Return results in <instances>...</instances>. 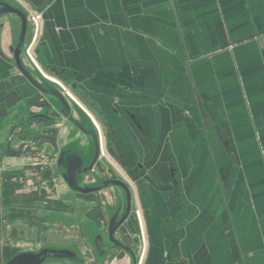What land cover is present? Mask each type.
Listing matches in <instances>:
<instances>
[{
    "label": "crops",
    "instance_id": "1",
    "mask_svg": "<svg viewBox=\"0 0 264 264\" xmlns=\"http://www.w3.org/2000/svg\"><path fill=\"white\" fill-rule=\"evenodd\" d=\"M8 1L41 13L23 65L95 120L133 190L142 264H264V0ZM19 25L0 17V264L71 239L56 159L89 141L11 62Z\"/></svg>",
    "mask_w": 264,
    "mask_h": 264
},
{
    "label": "flooded vegetation",
    "instance_id": "2",
    "mask_svg": "<svg viewBox=\"0 0 264 264\" xmlns=\"http://www.w3.org/2000/svg\"><path fill=\"white\" fill-rule=\"evenodd\" d=\"M45 84V81L41 82V85L44 86ZM57 103L58 112L69 121L70 119H74L85 129L92 126L69 103L68 111L58 101ZM74 126L83 135L87 136L89 141L82 144L78 140H75L61 147L56 159V167L60 172L62 180L67 185L71 201H73L74 205V212L70 216L72 228L70 244L57 246L44 245L43 247L40 246L23 253H36L43 248L63 252L62 256L49 257L41 264H138L141 255L142 239L138 230L133 190L127 184L124 176L120 174L118 166L113 165L111 162L112 167L105 166L104 160L107 162L108 159L105 157L102 141V151L99 142L98 156L90 166L94 156L93 140L90 134L84 133L76 125ZM95 131L97 132L96 128ZM106 152L110 153L111 151L109 148H106ZM73 153L78 154L81 158L76 176L78 187L81 189H97L83 192L74 190L67 184L68 162L71 160L70 154ZM89 166L90 168L86 169ZM108 181H121L125 183L129 188V196L123 188L110 184ZM106 182H108V185L105 184ZM104 191L106 192L104 197L108 199L110 204L104 205L101 215L88 214V216H85V212L95 208V201L85 200L84 198L96 196Z\"/></svg>",
    "mask_w": 264,
    "mask_h": 264
},
{
    "label": "water",
    "instance_id": "3",
    "mask_svg": "<svg viewBox=\"0 0 264 264\" xmlns=\"http://www.w3.org/2000/svg\"><path fill=\"white\" fill-rule=\"evenodd\" d=\"M7 14H13L19 19V30L17 34V38L13 46L10 47V52L12 54L11 62L13 65L17 68V70L39 91L51 95L57 99V101L63 106L65 110H69L68 102L61 93L59 89H57L55 86L50 84L49 82H46V84L43 86L41 83L36 81L31 73L26 69V67L23 65L21 60V54L23 51L24 46V39L29 27L28 19H27V13L23 9L17 7L16 5L12 4L8 0H0V17L7 15ZM70 121L76 125L81 131L84 133L90 134L91 138L94 143V156L93 160L90 164V166L93 164V162L96 160L98 156V149H99V134L95 131V129L90 126L88 129H85L81 124H79L76 120L70 119ZM71 155V156H70ZM71 160L68 162V176L66 178L67 184L74 190H79L83 192H88L91 190V188L81 189L77 185V169L80 165L81 158L78 154H70ZM87 167L86 169L90 168ZM85 169V170H86ZM110 184L118 185L121 188H123L127 195L129 196V188L128 186L121 182V181H108ZM108 182L105 184L108 185ZM124 219V217H122ZM121 219V220H122ZM114 229V228H113ZM112 229V230H113ZM63 252L55 249L50 248H43L40 251L36 253H20L15 255L11 260L6 262L5 264H41L44 262L45 259L49 257H59L62 256Z\"/></svg>",
    "mask_w": 264,
    "mask_h": 264
},
{
    "label": "built area",
    "instance_id": "4",
    "mask_svg": "<svg viewBox=\"0 0 264 264\" xmlns=\"http://www.w3.org/2000/svg\"><path fill=\"white\" fill-rule=\"evenodd\" d=\"M27 19H28L29 27L32 30V36H31V40L29 41L28 45H26V47H24V52L29 57V59L35 64V62L33 61L32 56L30 55V48L33 45V43H34V41L36 39V36H37V32H38V28H39V23L41 21V13H39L38 11H35V10L34 11H31V12H27ZM47 80H49V79H47ZM53 83H55L58 86V88H60L63 92L66 93V95L69 98L72 99V97L70 96V94L67 91H65V88L62 85H60L58 82H53ZM93 124H94V126H95V128H96V130H97V132L99 134V142H100V148H101L100 133H99V130H98L96 124L94 122H93ZM101 151H102V148H101ZM135 213H136V216H137V220H138V222L140 224V216H139L140 214H139V210L136 209ZM141 238H142V252H141V255H140L139 263L138 264H141L142 258H143V254H144V237H143V232L142 231H141Z\"/></svg>",
    "mask_w": 264,
    "mask_h": 264
},
{
    "label": "rangeland",
    "instance_id": "5",
    "mask_svg": "<svg viewBox=\"0 0 264 264\" xmlns=\"http://www.w3.org/2000/svg\"><path fill=\"white\" fill-rule=\"evenodd\" d=\"M45 82H49L50 84H52V85H54V86H56V87H58L55 83H53V82H51V81H49V80H47V79H45L44 80ZM51 96V95H50ZM56 102H57V99L55 98V97H53V96H51ZM57 105H58V103H57ZM67 120V119H66ZM105 154H106V158L108 159V161L106 162V160H104V163H105V166H110V167H112L111 165L112 164H110V162H111V157H109V156H107V153H106V151H105ZM109 173V172H108ZM116 173V172H115ZM45 218H49V220H52L51 218H53V221L55 220V218L53 217V215H45ZM68 245V244H70V240H67V241H59V240H56V239H52V240H47V242H46V244L45 245ZM41 246H44V244H42ZM33 248H35V246H32ZM141 252H142V247H141ZM141 264H142V262H141Z\"/></svg>",
    "mask_w": 264,
    "mask_h": 264
},
{
    "label": "bare ground",
    "instance_id": "6",
    "mask_svg": "<svg viewBox=\"0 0 264 264\" xmlns=\"http://www.w3.org/2000/svg\"><path fill=\"white\" fill-rule=\"evenodd\" d=\"M43 75H44V77L45 78H47V79H49L50 81H52V82H58L60 85H62L57 79H55V78H53V77H51V76H49V75H47V74H45V73H43ZM63 86V85H62ZM94 120V119H93ZM94 122H95V120H94ZM96 123V122H95Z\"/></svg>",
    "mask_w": 264,
    "mask_h": 264
}]
</instances>
